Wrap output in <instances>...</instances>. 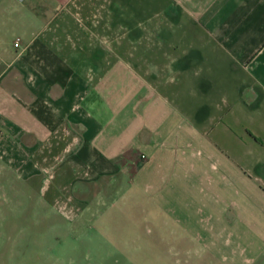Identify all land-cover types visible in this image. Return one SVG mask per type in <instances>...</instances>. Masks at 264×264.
Masks as SVG:
<instances>
[{
	"label": "crops",
	"instance_id": "0c3cea01",
	"mask_svg": "<svg viewBox=\"0 0 264 264\" xmlns=\"http://www.w3.org/2000/svg\"><path fill=\"white\" fill-rule=\"evenodd\" d=\"M21 3L0 0L23 25L0 48V172L70 219L119 179L203 194L224 242L259 261L264 0Z\"/></svg>",
	"mask_w": 264,
	"mask_h": 264
},
{
	"label": "rangeland",
	"instance_id": "374dc122",
	"mask_svg": "<svg viewBox=\"0 0 264 264\" xmlns=\"http://www.w3.org/2000/svg\"><path fill=\"white\" fill-rule=\"evenodd\" d=\"M8 1L11 10L23 5ZM22 27L13 13L1 15L0 48L11 46ZM119 181L93 208L96 194H78L90 201L88 210L84 219H70L47 208L41 190L2 170L0 264H264V241L247 254H263L250 263L238 257V237L224 242L220 211L204 204L203 194L168 187L153 196Z\"/></svg>",
	"mask_w": 264,
	"mask_h": 264
},
{
	"label": "built area",
	"instance_id": "2783aa9c",
	"mask_svg": "<svg viewBox=\"0 0 264 264\" xmlns=\"http://www.w3.org/2000/svg\"><path fill=\"white\" fill-rule=\"evenodd\" d=\"M20 2H23L24 0H18ZM15 47H19V39L17 40V42L15 43Z\"/></svg>",
	"mask_w": 264,
	"mask_h": 264
}]
</instances>
